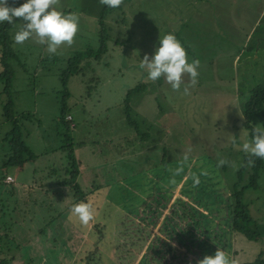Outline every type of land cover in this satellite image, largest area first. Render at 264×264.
I'll return each instance as SVG.
<instances>
[{
    "label": "rangeland",
    "instance_id": "obj_1",
    "mask_svg": "<svg viewBox=\"0 0 264 264\" xmlns=\"http://www.w3.org/2000/svg\"><path fill=\"white\" fill-rule=\"evenodd\" d=\"M55 6L78 16L72 43L62 42L55 53L32 38L14 43L15 57L7 60L12 78L2 79L35 155L20 169L2 167L0 153L6 264H197L217 248L234 264L264 260V171L243 194L262 236L249 240L226 220L229 190L246 153L241 145L251 142L241 125L242 105L264 83V0H129L105 16L104 37L98 35L99 0H57ZM168 32L178 34L189 61L199 62L196 83L184 74L177 91L139 68ZM87 49L93 57H84ZM75 53L84 57L80 71L62 80ZM62 104L71 116L67 125L59 120ZM0 111L2 137L16 117L10 121ZM68 141L79 162V202L94 208L87 225L71 214L78 202L60 184ZM0 149L9 151L6 139Z\"/></svg>",
    "mask_w": 264,
    "mask_h": 264
},
{
    "label": "trees",
    "instance_id": "obj_2",
    "mask_svg": "<svg viewBox=\"0 0 264 264\" xmlns=\"http://www.w3.org/2000/svg\"><path fill=\"white\" fill-rule=\"evenodd\" d=\"M129 0H121V4L117 8H108L103 5V7L99 10V30L98 35L104 37V24L103 20L105 16L116 10L121 9L122 6L128 2ZM22 0H7L6 3L11 6H18L20 3H22ZM20 20V18H14L13 23L9 24L7 22L0 23V63L2 66V69L0 71V79H8L11 80V70H9V67L7 65V60L9 57H15L13 48L11 47V31L10 29L14 28L16 23ZM123 22V19H122ZM174 25H178L173 23ZM185 22H182L180 24V29L183 28ZM177 27H174L176 29ZM175 36H178V34L175 33ZM104 44L102 42L101 49H98L97 53H101L104 49ZM89 53H86L84 57H93L94 55L90 53V50L87 49ZM85 53H82L80 55H83ZM83 56H79V53H75L71 59L72 61H69L68 67L64 70V72L61 75L62 80H66V77L71 74H77L80 71V68H78V63L81 61ZM73 63V64H72ZM9 72V74H7ZM8 82H4V89L6 93L8 92ZM140 85L136 86V88H139ZM64 106L63 104L60 105V117L59 120L61 123L66 124L69 123L71 120V116L68 112H64ZM4 115H7L6 117L9 119L11 116L14 117L12 114V102L10 99L3 105ZM124 116L125 119L129 124H133L134 121L130 117V108L129 106H126L124 108ZM9 112V113H8ZM70 116V119H67L66 116ZM10 120V119H9ZM256 121L260 124V126H264V83L255 85L253 88L250 89L249 95L246 98V100L243 102L242 105V118H241V125L247 130L248 135L250 138H252V129L256 128L253 125V121ZM11 121V120H10ZM9 131H7L4 135L8 147L9 152L2 160V167H8V166H16L18 168H22L24 163L27 161H31L34 159L35 155L32 153V151L29 149L27 144L22 138V133L20 131V125L18 124L16 118L12 119V123ZM72 142L68 141L65 143L62 148L64 147L68 150L67 151V166L63 168V176L60 179V184L62 185H68L76 202L84 201V193L82 192L81 188L79 187L78 183L76 182V177L78 174V167L79 162L73 157L72 151H69L71 148ZM249 170V173L247 175V181L245 183H241L243 180V174L245 170ZM264 171V159H261L259 157L252 156L248 153L242 154L241 163L239 167L236 170L235 174V181L233 182L231 189L229 190V202L227 207V218L226 220H229L230 227L233 231L239 232L243 234L247 239L249 240H257V238L261 237L262 234L259 232L258 224L256 223V220L250 215L248 204L243 201V194L244 191L247 188H256L257 187V180L261 174V172ZM4 179V178H3ZM2 179V180H3ZM8 183V182H7ZM203 214V213H202ZM204 218V214L202 216ZM204 237H208L210 232H208V229H205L202 232ZM195 238V237H194ZM199 238V237H198ZM182 240L181 238H179ZM197 247L199 248V253H202V248L206 244L205 241L202 240V237L200 235V240H197V243H195ZM210 251V250H209ZM3 250L0 248V264H6L3 257ZM236 264H264V260L257 257L256 259L252 261H245V262H239Z\"/></svg>",
    "mask_w": 264,
    "mask_h": 264
},
{
    "label": "clouds",
    "instance_id": "obj_3",
    "mask_svg": "<svg viewBox=\"0 0 264 264\" xmlns=\"http://www.w3.org/2000/svg\"><path fill=\"white\" fill-rule=\"evenodd\" d=\"M99 3L108 8H117L121 0H99ZM57 0H23L18 6H11L6 0H0V23H13L14 18H20L24 23L13 34L16 44H22L26 39L32 38L35 43L46 45L49 53H55L57 47L63 42L72 43L78 27V16L75 13H64L55 5ZM158 45L149 57L145 54L141 59L139 68L146 71L147 79L155 81L163 77L173 91L181 88L182 76L187 74L190 83H196L198 75V60H188L186 51L174 33L168 32L158 37ZM187 85L183 87V93L188 94ZM244 152L264 159V126L252 129L251 142L244 141L241 145ZM188 159L187 154L183 156ZM180 167L173 170V177L179 174ZM203 174V173H202ZM174 179L169 183H174ZM199 182V178L193 176V184ZM70 212L81 225H87L94 215L91 202L75 203ZM197 264H234L225 251L217 248L213 254H206Z\"/></svg>",
    "mask_w": 264,
    "mask_h": 264
},
{
    "label": "crops",
    "instance_id": "obj_4",
    "mask_svg": "<svg viewBox=\"0 0 264 264\" xmlns=\"http://www.w3.org/2000/svg\"><path fill=\"white\" fill-rule=\"evenodd\" d=\"M7 1V0H6ZM23 1V0H22ZM12 30V28L10 29V31ZM13 34L14 33H10V35H11V40H12V42H11V47L13 48V45H14V40H13ZM1 69H2V66H1V63H0V71H1ZM0 81H1V83H2V85H0V110L1 109H3V105L7 102L6 101V97H7V93L5 92V89H4V81L2 80V79H0ZM18 92V91H17ZM12 102V115L14 116V117H16V120H17V122H18V124H20L19 123V120H21V119H19L17 116H15V114H16V112H15V110H14V102L13 101H11ZM17 110H19V109H17ZM0 114L1 115H3V112L1 113V111H0ZM20 114H22V113H20ZM10 127H11V125L9 124V126H8V128H6L5 129V131H3V135H2V137H0V139H2V141L3 140H5V137H4V135H5V133L7 132V131H9V129H10ZM9 152V151H8ZM8 152H6V151H4V150H2V149H0V153H1V156H2V160L4 159V157L8 154ZM25 164V163H24ZM6 175H8V174H6ZM5 175V176H6Z\"/></svg>",
    "mask_w": 264,
    "mask_h": 264
},
{
    "label": "built area",
    "instance_id": "obj_5",
    "mask_svg": "<svg viewBox=\"0 0 264 264\" xmlns=\"http://www.w3.org/2000/svg\"><path fill=\"white\" fill-rule=\"evenodd\" d=\"M66 118H67V119H70V116L68 115V116H66ZM5 178H6L7 180L10 179L8 175H6Z\"/></svg>",
    "mask_w": 264,
    "mask_h": 264
}]
</instances>
